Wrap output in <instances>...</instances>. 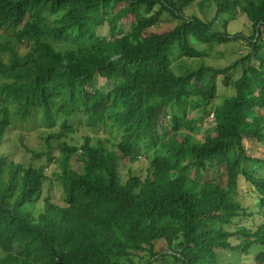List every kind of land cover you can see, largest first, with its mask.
Listing matches in <instances>:
<instances>
[{"label": "trees", "instance_id": "trees-1", "mask_svg": "<svg viewBox=\"0 0 264 264\" xmlns=\"http://www.w3.org/2000/svg\"><path fill=\"white\" fill-rule=\"evenodd\" d=\"M16 126L43 129L28 152L61 201L36 210L46 163L0 156V264H264V159L243 145L264 150V0H0V146ZM80 128L94 145L68 143Z\"/></svg>", "mask_w": 264, "mask_h": 264}, {"label": "rangeland", "instance_id": "rangeland-1", "mask_svg": "<svg viewBox=\"0 0 264 264\" xmlns=\"http://www.w3.org/2000/svg\"><path fill=\"white\" fill-rule=\"evenodd\" d=\"M203 1V0H199ZM207 3V1H206ZM187 16H196L198 18L206 19L207 21L212 20L214 14L212 12H205V10H200L198 7L194 6L192 8L187 9L186 11ZM175 25L172 21L168 20L166 17H164V21L161 27H159V30H165L170 29ZM216 31H221L222 23L217 22L214 24ZM242 29V28H241ZM240 29V30H241ZM230 35H233L237 31L234 30H226ZM239 31V30H238ZM242 35L243 37H248V31L245 29H242ZM248 46L245 44V41H236L232 42L229 45L221 46V48L218 49L219 53L221 52V57H215V59L206 60L205 65L213 66L215 68H220L229 65L230 62L236 60L239 56H242L247 53ZM231 53V55H230ZM99 84H102V81H99ZM226 95L225 91L221 89L219 91V95L221 96ZM220 98L216 99L215 103L219 104ZM209 119L206 120V122L203 123L202 128H207L209 125V121L211 120V116L208 117ZM40 129V130H39ZM31 128L27 130V128H21L19 126H16L14 128H9L6 130V133L2 139V143L0 146V156H4L9 158L12 162L17 164H27L30 161H32V164L36 167L42 166L46 163V159L43 158L42 160H33L28 150L33 151H39L41 150V144L39 142V137L41 136V132L43 129L39 128ZM91 132H89L86 128H80L78 133L75 135V142H68L71 145H74L77 149L79 148L80 144L83 142L82 139L85 136H90L92 138V145L95 144V140L97 137L91 136ZM107 139L108 137L106 135H102ZM72 138V136H70ZM243 145L246 149L247 156L250 158H260L264 159V150L260 144H258L254 140H244ZM56 151H58L56 149ZM55 157L58 155L57 152H54ZM79 153V151H78ZM72 165L78 164L75 161V157L71 159ZM81 164V163H80ZM120 165L124 166V168L120 169V176L122 177V180L125 181L127 179V173L130 172L135 175H144L145 170L147 168L146 163L143 159H138L134 164H129L127 161H122ZM44 173L47 177V180L44 182L43 185V191L41 194V199L35 203V209L39 210L43 206V197L45 196L46 192L51 189L54 193L53 199L55 203H59L61 201L60 196L58 195L57 191H55L56 186V173H59L58 166L56 162L46 163V168H44ZM246 197V202H247ZM252 205V202L249 204V206ZM259 221L260 219L257 218ZM249 223H251V219L249 220ZM252 259V257H251ZM246 260L243 258L238 259V262L240 264H254L253 260Z\"/></svg>", "mask_w": 264, "mask_h": 264}]
</instances>
